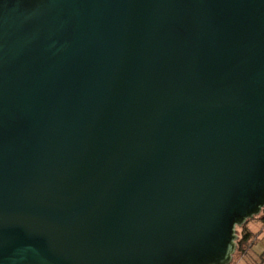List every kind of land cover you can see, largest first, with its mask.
I'll return each instance as SVG.
<instances>
[{"label": "water", "instance_id": "water-1", "mask_svg": "<svg viewBox=\"0 0 264 264\" xmlns=\"http://www.w3.org/2000/svg\"><path fill=\"white\" fill-rule=\"evenodd\" d=\"M264 211V0H0V264H232Z\"/></svg>", "mask_w": 264, "mask_h": 264}, {"label": "rangeland", "instance_id": "rangeland-1", "mask_svg": "<svg viewBox=\"0 0 264 264\" xmlns=\"http://www.w3.org/2000/svg\"><path fill=\"white\" fill-rule=\"evenodd\" d=\"M262 213L256 217H254L253 219L261 216ZM253 219H250V220H253ZM256 240H257V237L253 236V238L249 242V245L246 246L245 249H241V248L237 249L232 264H259L260 260L257 259L258 254L255 253V251H256V247L264 246V243H262V241L256 242ZM254 244H255V246L253 248Z\"/></svg>", "mask_w": 264, "mask_h": 264}, {"label": "crops", "instance_id": "crops-1", "mask_svg": "<svg viewBox=\"0 0 264 264\" xmlns=\"http://www.w3.org/2000/svg\"><path fill=\"white\" fill-rule=\"evenodd\" d=\"M248 228L251 230V232L254 233V236L257 237L256 242L262 241L264 243V212L261 216L250 220L248 223ZM255 244L253 245L254 248ZM257 253V259H259V264H264V246H258L256 247Z\"/></svg>", "mask_w": 264, "mask_h": 264}, {"label": "trees", "instance_id": "trees-1", "mask_svg": "<svg viewBox=\"0 0 264 264\" xmlns=\"http://www.w3.org/2000/svg\"><path fill=\"white\" fill-rule=\"evenodd\" d=\"M249 220L241 227H238V249H245L249 245V242L254 236V233L248 228Z\"/></svg>", "mask_w": 264, "mask_h": 264}]
</instances>
